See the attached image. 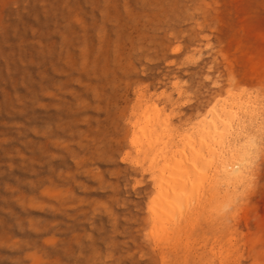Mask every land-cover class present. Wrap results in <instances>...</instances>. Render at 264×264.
<instances>
[{
  "label": "rangeland",
  "instance_id": "374dc122",
  "mask_svg": "<svg viewBox=\"0 0 264 264\" xmlns=\"http://www.w3.org/2000/svg\"><path fill=\"white\" fill-rule=\"evenodd\" d=\"M233 94L215 169L247 165L155 215ZM0 264H264V0H0Z\"/></svg>",
  "mask_w": 264,
  "mask_h": 264
},
{
  "label": "bare ground",
  "instance_id": "6f19581e",
  "mask_svg": "<svg viewBox=\"0 0 264 264\" xmlns=\"http://www.w3.org/2000/svg\"><path fill=\"white\" fill-rule=\"evenodd\" d=\"M251 92H253V90ZM246 94H247V92H246ZM237 95H238V97L241 96V94L240 95L239 94H233L232 99L230 97L231 100H229V99H221L219 101V103H217V105L214 107V109L211 110L206 117L201 118L198 121V123L193 126L194 130H196V132H198V137H197L196 140L193 139L192 142H190L191 140L190 141L188 140L189 141L188 142L189 145L187 144L189 146L188 147L189 148V152L188 153H186L182 149V151L179 152V153H172V154H169V155H166V156L163 157L164 161H163V163H162V165L160 167V170H159L160 173L158 174V191H157V194H156V195H158L157 196L158 198H156V200H155L157 202V199H158V202H157V204L155 203L156 205H153V208H152L155 215L156 214L157 215L158 214H162V212H165V214L168 213V212L169 213H171V212L174 213L175 210H179V212H181L184 215H186L185 216L186 218H185L184 221H186V222L189 221V219H190L189 217H191L195 213L199 212L197 207H200V206H196L197 204H195V207L193 205L192 206L193 208H190L191 207L189 205L190 203L187 202L188 203L187 205H189V206L184 204V202H186V200L190 196L189 192L191 191L192 187L197 186L201 181H207L210 184V189L212 190V192H217V191H219L217 189L219 187V185L222 182L223 183L226 182V181L224 182L223 179H226L229 182V180H230L229 178H231V175L233 173H234V175H236V174L239 175L240 174V173H235V167L234 166L236 165V163H237L238 167H240V165H241V167H242V165H244V166L247 165V164L245 165L246 162L244 164H243V162H241L244 159L242 157H240V156H242V155H240L241 152H238L239 148L237 149V147H236V149L238 150L237 152L240 153L239 156H238L240 158H237V155H236L235 159H237V161L231 163V165L235 164L234 166L232 165L234 167V169L232 167V170L230 169V171H229V169H225L223 172H221L223 169H220L221 170L220 172L222 173V177L217 174V171L219 170V168H218V170L215 169L216 168L215 167V165H216L215 164V156H216L215 155L216 154L215 151H218L217 149H218L219 144L222 143L223 141H225V137L227 136L228 130L232 126L231 124H233L232 121H234V118L238 117L237 113H239V111L241 109H243L245 114H246V112H249V114H251L252 110H253L252 106H251V104L249 102L250 100L247 99V98L250 97L249 95H251V93L247 94L249 97L241 98V99L236 97ZM240 118L243 121V123L247 122L248 126H249V122L251 123V121L253 120V119L252 120L250 119L251 120L250 121L248 118H245V116L244 117H240ZM252 118H254V117H252ZM254 120H256V119H254ZM247 123H245V125ZM250 125H252V124H250ZM242 126H244V125H242ZM235 127H236V125H235ZM246 127L247 126H245V128ZM238 129L241 130V127H238ZM229 132H230V130H229ZM227 139H229V138L227 137L226 141H227ZM134 141H135V139H134ZM227 142L230 143L229 141H227ZM227 142H226V144H227ZM220 145H223V144H220ZM229 146H230V144H229ZM219 147H221V146H219ZM183 148H185V147H183ZM221 149H219V151L220 150L224 151L223 146H222ZM243 151H245V150H243ZM232 152L234 153L235 151H232ZM246 158H247V156H246ZM228 159H231V157L229 156ZM240 159H242V160H240ZM246 160L247 159H245V161ZM227 165H229V164H227ZM212 169L213 170L215 169L214 171H216V173H213V175L210 174ZM213 170H212V172H213ZM232 179H235V177L233 178V176H232V178H231V181L233 182ZM231 181H230V183H232ZM224 190H225V188H224ZM213 195H211V196H213ZM204 198H205V196H204ZM203 200H205V199H203ZM155 201H153V202H155ZM203 202H205V201H203ZM163 214H162V216L165 218L166 215L164 216ZM162 216H161V218H162ZM169 217H171V215ZM173 217H174V215H173Z\"/></svg>",
  "mask_w": 264,
  "mask_h": 264
}]
</instances>
